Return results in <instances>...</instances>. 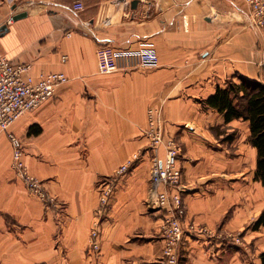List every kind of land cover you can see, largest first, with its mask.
I'll list each match as a JSON object with an SVG mask.
<instances>
[{"label":"crops","instance_id":"crops-1","mask_svg":"<svg viewBox=\"0 0 264 264\" xmlns=\"http://www.w3.org/2000/svg\"><path fill=\"white\" fill-rule=\"evenodd\" d=\"M3 26L0 54L70 81L11 129L24 141L29 172L60 208L28 190L0 129L1 264H164L163 211L150 200L151 107L181 146L186 220L211 231L183 240L180 264H262L264 225L255 224L264 181L250 123H226L205 104L230 79L264 82V32L246 0H0ZM141 50L155 51L158 65L142 67ZM139 150L143 159L118 178L95 252L99 182Z\"/></svg>","mask_w":264,"mask_h":264},{"label":"built area","instance_id":"built-area-1","mask_svg":"<svg viewBox=\"0 0 264 264\" xmlns=\"http://www.w3.org/2000/svg\"><path fill=\"white\" fill-rule=\"evenodd\" d=\"M251 10L252 24L264 32V0H246ZM74 9L83 11L85 6L78 1ZM140 65L144 68L156 67L159 56L152 50H141L138 54ZM68 57L63 56V61ZM69 77L64 72L33 74V66L14 62L0 54V129L5 132L12 149V167L23 179L28 190L48 206L57 207V199L50 195L43 181L32 175L25 163L26 147L22 138L11 131L12 127L26 114L41 108L55 98L59 87L68 84ZM160 109L151 107L148 111L150 137L149 148L154 152L150 200L155 208L163 211L161 231L164 238L162 261L164 264H180V248L184 239L195 235L210 233L206 227L189 223L184 196L191 187L183 181L180 166L181 146L174 138H167L160 120ZM164 145L165 154L160 157L157 152ZM145 155L139 150L117 171L101 179L98 185L99 204L94 212V225L90 232V246L93 251H100L102 224L109 216L112 199L116 193L118 178L127 175ZM234 237V236H233ZM241 243L240 237H234ZM1 264V262H0Z\"/></svg>","mask_w":264,"mask_h":264},{"label":"trees","instance_id":"trees-1","mask_svg":"<svg viewBox=\"0 0 264 264\" xmlns=\"http://www.w3.org/2000/svg\"><path fill=\"white\" fill-rule=\"evenodd\" d=\"M205 104L222 114L225 122L243 118L250 123V143L257 149L258 160L256 179L264 181V82L240 77L239 81L230 79L224 88L218 87L216 93ZM41 129L31 130L39 134ZM264 225V215L255 228ZM264 264V252L260 254Z\"/></svg>","mask_w":264,"mask_h":264},{"label":"water","instance_id":"water-1","mask_svg":"<svg viewBox=\"0 0 264 264\" xmlns=\"http://www.w3.org/2000/svg\"><path fill=\"white\" fill-rule=\"evenodd\" d=\"M137 4H138V1H134L133 2V7L136 8ZM26 16H27V13H21V14H18L16 16H14L13 20L17 21V20L25 18ZM7 31H8V27L7 26H3V27L0 28V34L2 32H7Z\"/></svg>","mask_w":264,"mask_h":264},{"label":"rangeland","instance_id":"rangeland-1","mask_svg":"<svg viewBox=\"0 0 264 264\" xmlns=\"http://www.w3.org/2000/svg\"><path fill=\"white\" fill-rule=\"evenodd\" d=\"M14 179L15 180H18L17 179V177H14ZM56 198V197H55ZM57 199V198H56ZM43 202V201H42ZM44 203V202H43ZM57 203H58V201H57ZM46 205V204H45ZM46 206H48V205H46ZM49 207H51V206H49ZM61 207V205L58 203V206L57 207H54V206H52V208H54V209H58V208H60Z\"/></svg>","mask_w":264,"mask_h":264}]
</instances>
